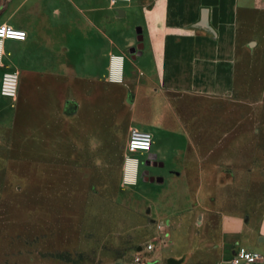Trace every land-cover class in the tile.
<instances>
[{
  "label": "rangeland",
  "instance_id": "rangeland-1",
  "mask_svg": "<svg viewBox=\"0 0 264 264\" xmlns=\"http://www.w3.org/2000/svg\"><path fill=\"white\" fill-rule=\"evenodd\" d=\"M140 2L149 71L136 40L127 72L97 83L19 72L33 99L26 121L0 118V264H219L222 216H264V0ZM201 7L216 36L187 28ZM131 125L152 133L155 162L136 153L139 179L163 178L151 193L122 182ZM160 129L176 137L163 151Z\"/></svg>",
  "mask_w": 264,
  "mask_h": 264
},
{
  "label": "crops",
  "instance_id": "crops-1",
  "mask_svg": "<svg viewBox=\"0 0 264 264\" xmlns=\"http://www.w3.org/2000/svg\"><path fill=\"white\" fill-rule=\"evenodd\" d=\"M203 13L207 27L199 25ZM143 19L140 0L115 3L109 0H0V24L26 32L24 40L4 39L0 43V69L18 73L54 71L63 76L66 84H76L82 78L97 83L109 75L112 57L118 56L122 58L121 74H125L129 62L123 54L138 40L133 24ZM137 27L141 28L143 39L142 27ZM187 28L217 35L207 7L199 9V18ZM142 39L143 47L136 67L147 72L154 67L155 49H145ZM157 42L159 44V37ZM62 98L60 114L71 120L76 115L77 97L75 93H65ZM32 99L33 96L24 94L14 100H0V107L9 109L0 118L26 121L22 113L30 108ZM156 136L155 148L160 151L176 140L174 134L164 129ZM131 187H137L138 193L145 194L154 191L157 184L145 183L138 178ZM192 244L189 241L188 248ZM212 246L219 264H230L231 255L239 246L259 252L262 255L260 263L264 264V216L253 225L243 222L239 216L223 215L218 238Z\"/></svg>",
  "mask_w": 264,
  "mask_h": 264
},
{
  "label": "built area",
  "instance_id": "built-area-1",
  "mask_svg": "<svg viewBox=\"0 0 264 264\" xmlns=\"http://www.w3.org/2000/svg\"><path fill=\"white\" fill-rule=\"evenodd\" d=\"M115 2H129L130 0H109ZM26 32L19 28H14L7 24H0V43L4 39L24 40ZM119 63L117 56L112 57V65L110 68V76L121 74L116 71L115 67ZM2 65L0 64V67ZM19 84V73L15 70L5 69L0 74V95L14 100L17 96ZM152 148L151 134L145 130H141L134 125L128 129L126 141V153L122 166V182L125 185H132L139 178L140 159L136 155L137 152L149 153ZM148 157V155H147ZM146 157V159H147ZM262 255L254 252L246 247H237L230 258L231 264H254L260 262Z\"/></svg>",
  "mask_w": 264,
  "mask_h": 264
},
{
  "label": "water",
  "instance_id": "water-1",
  "mask_svg": "<svg viewBox=\"0 0 264 264\" xmlns=\"http://www.w3.org/2000/svg\"><path fill=\"white\" fill-rule=\"evenodd\" d=\"M205 12V11H204ZM199 25H202V26H206L207 27V24H206V20H205V13H203V16H202V19L201 21L199 22ZM136 33L138 34V40L140 41L137 46H136V49L138 52H140L142 50V43H141V39H142V36H141V28L140 27H137L136 28ZM135 48L132 47L131 48V51H134ZM155 158H156V153H150L147 157L148 160L150 159H153L155 161ZM160 164L162 165V163L160 162ZM147 171H143L142 174L145 176V178H148L147 176ZM149 180L152 182L153 180H156V182H162L163 178L161 176H157L156 178H154L153 176L149 177ZM169 264H175L177 263L178 261L173 259V258H169L168 261H167ZM254 264H261L260 262L258 263H254Z\"/></svg>",
  "mask_w": 264,
  "mask_h": 264
},
{
  "label": "bare ground",
  "instance_id": "bare-ground-1",
  "mask_svg": "<svg viewBox=\"0 0 264 264\" xmlns=\"http://www.w3.org/2000/svg\"><path fill=\"white\" fill-rule=\"evenodd\" d=\"M117 58L119 59V63L117 64V66L115 67V69H116V71H118L119 73H121V71H122V58L121 57H118L117 56ZM3 97V96H2ZM150 133V132H149ZM151 134V133H150ZM151 137H152V134H151ZM137 180H138V178H137ZM137 180H136V182H137ZM135 182V183H136ZM134 183V184H135ZM133 185V184H132Z\"/></svg>",
  "mask_w": 264,
  "mask_h": 264
},
{
  "label": "flooded vegetation",
  "instance_id": "flooded-vegetation-1",
  "mask_svg": "<svg viewBox=\"0 0 264 264\" xmlns=\"http://www.w3.org/2000/svg\"><path fill=\"white\" fill-rule=\"evenodd\" d=\"M153 151L151 150L147 155H149L150 153H152ZM147 157V156H146ZM145 162H150V163H154L155 161L153 160V159H150V160H148V159H144V161H143V164L145 163ZM147 167H150V166H147ZM148 171L149 172V170L148 169H141V171ZM143 177L145 178V176L143 175ZM149 177V176H148ZM151 177V176H150Z\"/></svg>",
  "mask_w": 264,
  "mask_h": 264
}]
</instances>
